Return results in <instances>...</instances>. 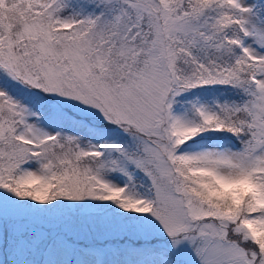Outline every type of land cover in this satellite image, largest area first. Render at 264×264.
I'll return each instance as SVG.
<instances>
[{"label": "snow or ice", "instance_id": "1", "mask_svg": "<svg viewBox=\"0 0 264 264\" xmlns=\"http://www.w3.org/2000/svg\"><path fill=\"white\" fill-rule=\"evenodd\" d=\"M0 264H264V0H0Z\"/></svg>", "mask_w": 264, "mask_h": 264}]
</instances>
